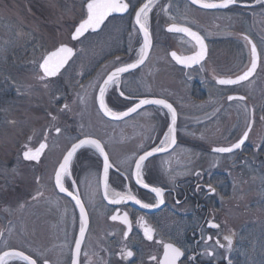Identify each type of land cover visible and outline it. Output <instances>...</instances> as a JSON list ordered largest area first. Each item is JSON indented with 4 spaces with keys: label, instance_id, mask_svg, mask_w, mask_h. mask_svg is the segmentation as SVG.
I'll use <instances>...</instances> for the list:
<instances>
[{
    "label": "flooded vegetation",
    "instance_id": "obj_1",
    "mask_svg": "<svg viewBox=\"0 0 264 264\" xmlns=\"http://www.w3.org/2000/svg\"><path fill=\"white\" fill-rule=\"evenodd\" d=\"M183 1L194 9L213 14L212 25L219 33V36H216L217 38L214 40L216 42L214 48L217 49L219 46L218 48L221 50L217 49V51L222 52L224 49L223 52H225L224 55L216 53L214 60L216 65L224 64L226 72L214 73V71H210L208 74L214 85L213 90L216 91V95L212 107L204 109L205 116H208L207 121L220 112L222 113L227 104L237 103L246 107L248 112L247 123H244L241 131L235 137L220 144L210 142L209 137L207 140L202 136L200 131L202 109L200 107H195L193 112L188 110L190 115L194 114L192 115L194 117L193 124H182L180 107L185 105L186 99L183 89L179 86L182 87L183 80L185 83L184 75L188 72L198 71L209 56L208 42L198 28L201 26V19L197 16V20H194L192 25L175 23L189 27L204 37L207 57L200 66L193 69L186 70L177 66L171 60L170 53L176 52L180 56L190 55L196 50L194 44L182 35L167 33L166 28L174 23L164 27L166 34L183 38L193 48L190 52L168 51L167 56L172 64L171 70L176 74L183 75L172 80L171 86H169L167 79L170 76L166 75L163 80H158L161 73L157 64L161 60H157L155 63L151 62L154 40L149 29L152 45L147 59L137 69L122 73L118 85H109L105 93V102L116 112L127 111L129 107L135 106L140 99H164L175 109L177 113L175 144L168 147L167 151L154 153L144 161L142 168L143 178L149 185L164 189V202L151 208H143L134 201H126L121 204L110 203L104 198V188L101 184L103 157L95 148L88 145L78 149L70 166L71 174L63 180L69 191L74 195H79L87 214L85 235L77 258L78 264H158L163 259V244L165 243H171L184 252V256L180 258L177 264H221L222 261L223 264H226L230 262L235 250L237 242L235 231L228 217L219 212L217 198L219 187L217 184L219 180L227 179L229 170L233 168L232 165L236 161H239V165H244L249 160L248 154L243 153V150L253 129L254 118L255 116L264 117V14L260 13L264 8V1L236 0L235 3L224 9L213 11L203 10L191 5L187 0ZM206 2L218 3L220 0H206ZM136 10L131 12L130 6L124 16L109 17L101 25V61L90 63L85 60L80 63L77 62L75 65H79L75 69L73 67L75 65L72 66L70 72L72 75L68 78L66 86L62 87V94H57V99L60 98L55 102V106L60 104V112L70 119L67 118L66 124L54 126L52 133H50L51 127H46L41 140L35 146H27L35 150L39 148L41 143L47 145L39 162H26L22 159L23 152L27 150L25 146L20 154L23 163L30 165L32 170L35 167L38 168V165H41L43 161L45 163L46 160H49L53 165L50 190L39 189L37 192L24 190V194L15 198L13 206L2 202L0 211V221L4 220L7 224H10L11 217L6 213L10 211L17 214V216L14 215V217L16 216L14 224L16 220L22 219L23 214L31 208H43V211H48L51 214L49 235L44 237L46 242L43 243L49 244L48 250L42 251L41 248L37 247L38 244L42 243H39L41 236L35 235V231L40 232L42 227L39 225L38 218L33 219L36 224L33 225L32 235L25 233L22 224L18 229L20 237L17 241L26 247L15 250L30 255L37 261V264H44L45 260L48 264H72L75 241L80 236L81 218L72 196H69L67 192H60L55 187L54 176L63 156L70 150L72 144L80 139H97L103 145L109 156V161L113 165L109 169L110 191L111 189L116 191L131 190L142 202L157 204L155 194L143 190L136 183V177L133 173L135 161L139 156L161 146L160 141L164 139L169 126H171V113L162 105L150 104L137 109L136 112L126 117L113 121L104 116L96 99L99 95L98 86L103 84V80L107 78L108 74L114 71L116 67L134 63L138 59V52L143 46V39L134 22ZM230 10L245 12L247 33L244 29L235 31L232 17L223 18V13L231 12ZM219 15L222 18H219ZM112 20H115L113 27L110 26ZM87 35H91V33ZM245 36L256 45L259 54L258 67L254 75L245 82L234 86L219 85L217 79H234L250 67L251 47L248 41L244 39ZM70 47L74 50L71 60L56 77L45 80H58L62 74L68 71L73 60L79 54L77 49ZM220 60H223V63ZM235 65L241 66L238 70L232 71ZM256 79L260 85L257 92L258 99L262 101L260 108H256L253 103L249 102V96L245 93L248 85ZM194 81L195 89L198 90V78H195ZM200 90L203 93L202 89ZM121 91L124 92V96L120 95ZM198 92L188 94V101L194 103L193 106L200 101L197 97ZM229 96H238L244 99L229 100ZM81 97H83V102H81ZM65 105L68 107L65 108ZM101 119L107 124H101ZM249 123H252L251 131L240 149L225 154H217L211 151L214 147H228L236 143L247 130ZM55 127L60 129L59 133L56 132ZM241 155L242 157H240ZM223 159L226 161V166L220 168L219 160ZM195 163L203 167L196 168L191 173L184 169L177 177L170 174L171 169H174L175 166L181 165L182 167ZM45 170L46 167H42L41 174ZM40 177L39 175L36 178L37 183L40 181ZM208 184L216 189L214 194L208 192ZM39 193L42 195H38ZM34 197L36 198L34 199ZM124 213L128 214L132 222V228L127 239L124 237L125 231H128L127 226L121 220L114 221L110 218L112 215L123 217ZM31 217L33 218V216ZM141 217L148 226L154 229L152 240L145 237L143 228L137 222ZM208 221L219 225V228H209ZM225 236L231 238V247L228 246V241L224 239ZM3 240L4 229L0 227V243ZM217 240L219 244L216 243ZM126 251H131L133 256L127 257ZM47 254L50 256L49 259L40 258ZM152 257L156 259H152ZM19 262L24 264L23 261Z\"/></svg>",
    "mask_w": 264,
    "mask_h": 264
},
{
    "label": "rangeland",
    "instance_id": "obj_2",
    "mask_svg": "<svg viewBox=\"0 0 264 264\" xmlns=\"http://www.w3.org/2000/svg\"><path fill=\"white\" fill-rule=\"evenodd\" d=\"M144 1L131 0V12ZM87 2L88 0H0V211L2 202L13 206L15 198L24 194V190L37 192L39 189H51L53 165L49 160L45 163L43 161L38 168L32 170L30 165L23 163L20 154L25 145L32 147L41 140L46 127H51L52 133L54 126L66 124L67 118L70 119L60 112V104L55 106V102L60 98L57 99V96L62 94V87L66 86L68 78L72 75L70 74L72 66L85 60L90 63L101 61V30L75 43L70 40L74 28L86 18ZM244 13L233 10L223 13L222 16L232 17L235 31L244 29L247 33ZM260 13L264 14V8ZM212 15L210 12L194 9L183 0H160L149 12L148 27L154 40L151 62L161 60L157 64L161 73L158 80H163L166 75L170 76L167 79L171 86L172 80L183 75L171 70L168 51L190 52L193 48L183 38L166 34L164 27L170 23L192 25L197 16L201 19V26L198 28L208 42L209 56L198 71L186 73L185 83L183 80L182 87L179 86L183 89L186 99L185 107H180L182 117L180 120L182 124H193L194 114L190 115L188 110L193 112L195 107H200L202 136L209 137L210 142L220 144L241 131L244 123H247L248 112L241 104L231 103L225 106L222 113L209 121L208 116L204 114V109L212 107L216 95L214 85L208 77L209 72H226L225 65H216L214 60L216 53L224 55L225 52L224 49L222 52L217 51L221 50L219 46L217 49L214 48L216 44L214 40L219 33L212 25ZM114 22L115 20H112L110 26L113 27ZM61 44L77 49L79 52L77 58L60 79L41 80L39 78L41 60L44 55ZM220 61L223 63V60ZM78 65L73 66L74 69ZM240 66L235 65L232 71L238 70ZM195 78L199 80L198 90L195 89ZM259 86L256 79L245 89L249 102L256 108H260L262 102L257 97ZM197 92L200 101L193 106L194 103L188 101V94ZM101 124L107 123L101 119ZM243 153L248 154L249 160L244 165H239V161H236L229 170L227 179L219 180L217 184L219 212L228 217L237 238L230 262L226 264H264V117L255 116L254 126ZM219 164L220 168H223L226 161L219 160ZM42 167H46V170L41 174ZM200 167L203 166L198 163L175 166L170 174L177 177L184 169L191 173ZM39 175L41 177L37 183L36 178ZM42 209L27 210L23 218L16 220L15 224L17 214L11 211L6 213L11 217V222L7 224L4 220L0 221V227L4 229L0 252L26 247L17 241L20 237L18 229L22 224L25 233L32 235L33 225L36 224L33 221L35 218L39 219V225L42 226L40 232L35 231L36 236H41L39 243L42 242L37 247L42 251L48 250L49 244L43 243L46 242L44 237L49 235L51 214ZM40 258L49 259L50 256L47 254ZM7 264L23 263L9 261Z\"/></svg>",
    "mask_w": 264,
    "mask_h": 264
},
{
    "label": "snow or ice",
    "instance_id": "obj_3",
    "mask_svg": "<svg viewBox=\"0 0 264 264\" xmlns=\"http://www.w3.org/2000/svg\"><path fill=\"white\" fill-rule=\"evenodd\" d=\"M236 0H220L219 3L216 2H206V0H192L193 4H200L201 7L206 9H214V8H226L230 4L235 3ZM131 0H88L86 4L87 13L86 18H83L79 25L75 28L74 33L72 34V40H78L81 36H83L89 29L96 30L98 29L104 21L110 16L112 13H124L127 12L130 8ZM154 6V0H147L146 3H143L138 10L135 11V24L139 25V30L143 33V46L139 49L138 59L134 63L124 64L123 66L116 67L114 71L107 75V78L103 80V84L99 85V95L96 98L99 103L100 110L103 111V114L106 116H111L113 119H121L123 117L128 116L131 113H134L140 107L148 104L153 105H162L164 108H167L171 113V126H169L167 133L164 136V139L160 141L161 146L153 148L151 151H146L143 155L139 156V158L135 161V171L134 175L136 177V183L141 185L144 189H148L151 193L155 194V198L157 200V204H149L144 203L140 199H138L131 190L128 191H116L115 189H111L109 185V169L113 167V165L109 161V156L105 151L101 142L97 139L85 138L80 139L78 142L73 143L70 150L66 152L63 156L62 162L59 163L58 169L55 171V187L59 188L60 192H67L69 196L75 200L76 205L80 209L81 216V229H80V238L75 241V253L73 256L72 264H78V257L81 250V243L84 239L85 235V227L87 225V214L84 208L83 203L78 194H73L69 191L64 185V178L71 174L70 166L72 164L73 158L77 153L78 149L83 148L88 145L95 148L100 156L103 157V184H104V198L109 200L110 203L113 204H121L126 201H134L136 204H139L143 208H151L158 206L164 202V189L157 186H151L149 183L145 181L142 175V168L144 165V161L148 159V157L152 156L156 152L167 151L168 147L175 144V125L177 120V113L173 106L168 103L164 99H140L138 103L133 107H129L127 111L116 112L113 111L105 102V93L109 87V85L115 84L118 85L120 82V76L122 73H127L131 69L137 68L139 65L143 64L146 60L149 50L152 45V38L148 27V19L149 12L152 11ZM166 11V9H165ZM169 32L173 33H183L187 37L191 39V41L195 42V46L198 47V51L194 52L191 56H178L176 52H172V58L179 64H183L185 66L191 67L193 64L200 63L206 53V45L204 43V37L201 36L198 32L193 31L191 28L186 26H180L177 24H172L167 29ZM245 40L251 44V66L245 71L242 75L237 76L236 78H219L217 79V83L220 85H235L239 84L241 81L247 80L256 70L259 54L257 52V48L255 44L248 39L247 36L244 37ZM74 55L73 48L61 44L55 51L49 52L42 59V63L39 64V68L42 70V75L39 77L41 80H44L48 77L57 76L61 69L68 63L69 59ZM119 59V58H117ZM121 96H124V92H120ZM229 100L239 99L243 100V97H233L229 96ZM81 102H83V97H81ZM68 106L65 105V108ZM55 119V117H53ZM251 131V123L248 124L247 130L243 133V136L234 144L228 147H214L211 149L212 152L217 154L224 153H232L234 150L240 149L245 141L248 138L249 132ZM56 132L59 133L60 129L56 128ZM27 148L24 151L23 155L26 160H34L39 161L41 154L44 149L47 147L45 143H41L39 148L33 150L32 148ZM200 175V173H197ZM207 190L210 194H214L216 189L212 187L211 184L207 185ZM38 195H42L39 193ZM36 197H34L35 199ZM112 220H121L123 224H125L128 228V231H125L124 237L127 239L129 231L132 228V222L130 221L128 214L124 213L123 217L120 215H112L110 217ZM140 226L144 230V235L148 240L153 239V232L150 226H148L147 222L143 220V218H139L137 221ZM209 228H219V225L215 224L212 221H208ZM211 239V237H208ZM225 240L228 241V246L231 247V238L228 236L224 237ZM219 244V241L216 242ZM223 247V245H221ZM163 259L158 262V264H177L182 256H184V252L181 248L174 246L171 243L163 244ZM127 257H132L133 253L131 251H126ZM211 254V253H209ZM86 255V254H85ZM18 258L23 261L24 264H37V261L33 259L30 255H26L23 251H5L3 255H0V264H7L9 258ZM152 259H156L152 257ZM44 264H48L45 260Z\"/></svg>",
    "mask_w": 264,
    "mask_h": 264
},
{
    "label": "water",
    "instance_id": "obj_4",
    "mask_svg": "<svg viewBox=\"0 0 264 264\" xmlns=\"http://www.w3.org/2000/svg\"><path fill=\"white\" fill-rule=\"evenodd\" d=\"M158 0H154V4L157 2ZM264 1V0H263ZM147 2V0H145L143 3H146ZM187 2L188 3H190L191 5H193V6H195V7H197V8H200V9H203V10H207V11H213V10H220V9H224V8H214V9H206V8H203V7H201L200 6V4H193L192 3V0H187ZM142 3V4H143ZM219 3V2H218ZM87 4V3H86ZM139 9V8H138ZM137 9V10H138ZM86 11H87V8H86ZM128 12V11H127ZM127 12H124V13H118V12H116V13H112L110 16H108V17H111V16H124ZM134 22H135V18H134ZM79 25V24H78ZM136 27H137V29L139 30V25H136ZM100 28H101V26L98 28V29H96V30H92V29H89L83 36H85L88 32H92V33H96V32H98L99 30H100ZM169 27H167L166 28V31H167V33H170V34H176V35H182V36H184V37H186L188 40H190L191 41V39L189 38V37H187L185 34H183V33H173V32H169L167 29H168ZM74 31H75V29H74ZM74 31H73V33H74ZM72 33V34H73ZM139 33H140V35H141V37H142V39H144L143 38V33L139 30ZM72 34H71V37H72ZM83 36H81L80 38H82ZM79 38V39H80ZM72 40V39H71ZM72 41H76V40H72ZM193 44H194V46H195V42L194 41H191ZM204 43H205V41H204ZM253 44V43H252ZM205 45H206V43H205ZM250 47H251V44H250ZM195 48H196V50H195V52L196 51H198V47H196L195 46ZM56 50V49H55ZM54 50V51H55ZM149 52H150V50H149ZM172 53V52H171ZM171 53H170V58H171V60L177 65V66H179V67H182V68H184V69H186V70H188V69H193V68H195V67H198V66H200L204 61H205V59H206V57H207V46H206V53H205V57H204V59L200 62V63H198V64H193L191 67H188V66H185V65H183V64H179V63H177L173 58H172V56H171ZM194 54V52L192 53V54H190V55H186V56H191V55H193ZM149 55V54H148ZM178 55V54H177ZM178 56H180V55H178ZM186 56H182V57H186ZM148 57V56H147ZM72 58V57H71ZM147 59V58H146ZM70 60V59H69ZM69 62V61H68ZM145 62V61H144ZM42 63V62H41ZM67 65V64H66ZM65 65V66H66ZM142 65V64H141ZM141 65H139L138 67H140ZM64 66V67H65ZM250 66H251V64H250ZM137 67V68H138ZM257 67H258V64H257ZM137 68H135V69H137ZM40 69V68H39ZM63 69V68H62ZM61 69V70H62ZM257 69V68H256ZM131 70H134V69H131ZM40 71H41V73H42V70L40 69ZM247 71V70H246ZM256 71V70H255ZM255 73V72H254ZM254 73L248 78V79H250L253 75H254ZM43 74V73H42ZM242 75V74H241ZM54 77H56V76H54ZM48 78H53V77H48ZM247 79V80H248ZM246 81V80H245ZM245 81H241L240 83H242V82H245ZM239 83V84H240ZM220 85V84H219ZM235 85H237V84H235ZM223 86H234V85H223ZM233 97H238V96H233ZM148 105H150V104H148ZM144 106H146V105H144ZM144 106H142V107H144ZM141 108V107H140ZM103 112V111H102ZM107 119H109V120H119V119H113L111 116H106V115H104ZM252 124V123H251ZM238 150V149H237ZM234 151H236V150H234ZM233 151V152H234ZM225 154V153H224ZM154 155V154H153ZM22 157H23V159L25 160V161H34V160H26L25 158H24V155L22 154ZM41 157V156H40ZM151 157V156H150ZM149 158V157H148ZM34 162H38V161H34ZM101 184H102V188H104V184H103V170H102V174H101ZM139 185V184H138ZM143 190H146V191H148V192H150L148 189H144L141 185H139ZM58 190H59V188H57ZM60 191V190H59ZM62 193H64V192H62ZM77 206V205H76ZM77 210H78V213H79V215H80V209H79V207L77 206ZM80 218H81V216H80ZM85 230H86V227H85ZM79 238H80V236H79ZM8 251H13V250H8ZM4 253V252H3ZM3 253H1L0 255H3ZM9 259H18V258H15V257H13V258H9ZM8 259V260H9Z\"/></svg>",
    "mask_w": 264,
    "mask_h": 264
}]
</instances>
